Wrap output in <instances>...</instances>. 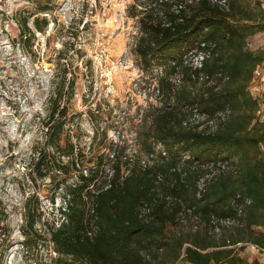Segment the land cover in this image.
I'll return each instance as SVG.
<instances>
[{
	"label": "trees",
	"instance_id": "1",
	"mask_svg": "<svg viewBox=\"0 0 264 264\" xmlns=\"http://www.w3.org/2000/svg\"><path fill=\"white\" fill-rule=\"evenodd\" d=\"M225 2L136 0L129 7L138 26L137 62L144 71L160 69L154 88L160 106L148 108V124L138 134L144 160L111 145L106 164L99 156L83 174V156L63 136L66 108L50 104L45 142L68 159L34 150L31 172L51 182L64 176L60 184L79 173L48 226L55 253L49 264H261L241 257L243 246L235 245L264 250V238L253 230L264 227V123L248 90L264 55L245 41L264 31L263 13L259 3ZM28 20L17 21L21 44L34 37ZM32 26L43 32L47 21L34 17ZM206 52L195 66L191 58ZM38 206L34 194L26 198L25 252L35 247L37 253L43 240L35 226ZM226 219L242 232L216 241L214 229Z\"/></svg>",
	"mask_w": 264,
	"mask_h": 264
},
{
	"label": "rangeland",
	"instance_id": "2",
	"mask_svg": "<svg viewBox=\"0 0 264 264\" xmlns=\"http://www.w3.org/2000/svg\"><path fill=\"white\" fill-rule=\"evenodd\" d=\"M135 1L0 0V264H34L36 258L39 264H49L55 257L48 226L59 218L65 186L76 182L79 172L71 173L65 184L59 183L64 176L51 182L34 179L31 172L34 150L42 148L50 159L63 163L68 159L45 142L43 124L50 104L57 110L66 108L63 136L74 154L83 156V174L99 156L106 164L111 145L145 159L138 134L144 121L148 124V108L160 106L154 90L160 69L144 71L137 62L133 48L138 26L128 13ZM248 2L261 8L262 0ZM25 16L34 37L21 44L17 21ZM34 17L46 19L43 32L34 30ZM254 33L245 38L247 48L264 55V31ZM197 59L191 58L194 65ZM248 90L260 102L257 116L264 123V58ZM33 194L42 213L35 224L43 238L37 253L35 247L27 252L22 247L24 203ZM30 206L35 209L33 201ZM235 226L233 220L217 225L215 240L242 232ZM253 230L264 238V227ZM240 246L241 257L264 264V250L249 243L235 245Z\"/></svg>",
	"mask_w": 264,
	"mask_h": 264
},
{
	"label": "built area",
	"instance_id": "3",
	"mask_svg": "<svg viewBox=\"0 0 264 264\" xmlns=\"http://www.w3.org/2000/svg\"><path fill=\"white\" fill-rule=\"evenodd\" d=\"M213 2H217L218 4H220V5H225V0H212ZM262 8H263V10H264V0H262ZM208 55H209V52H206V53H199V55L197 56V57H195L196 59H197V64L195 65V66H200L199 65V63L201 62V60L204 58V57H208ZM194 117H198L197 115H195ZM185 158H188L187 156H185ZM201 187H202V185L200 184L199 185V188L201 189ZM189 211H187V213H188ZM239 212H240V210H239ZM185 220L184 219H182V222H184ZM222 223H226V224H229L230 223V220L229 219H226V220H221L220 222H219V224H222ZM215 229H217V227L215 228ZM256 247V246H255ZM257 248V247H256Z\"/></svg>",
	"mask_w": 264,
	"mask_h": 264
},
{
	"label": "crops",
	"instance_id": "4",
	"mask_svg": "<svg viewBox=\"0 0 264 264\" xmlns=\"http://www.w3.org/2000/svg\"><path fill=\"white\" fill-rule=\"evenodd\" d=\"M261 8H262V3H261ZM255 34V33H254Z\"/></svg>",
	"mask_w": 264,
	"mask_h": 264
}]
</instances>
